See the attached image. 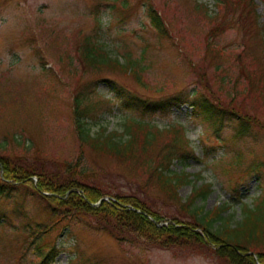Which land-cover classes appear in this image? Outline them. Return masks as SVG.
Returning <instances> with one entry per match:
<instances>
[{
	"label": "rangeland",
	"instance_id": "rangeland-1",
	"mask_svg": "<svg viewBox=\"0 0 264 264\" xmlns=\"http://www.w3.org/2000/svg\"><path fill=\"white\" fill-rule=\"evenodd\" d=\"M255 4L252 15L245 1L235 0H129L127 6L124 0H0L5 158L15 165L38 164L52 176L59 167L76 166L85 183L142 202L164 218V225L174 218L195 222V207L205 212L224 207L216 227H235L244 217L242 204L253 207L264 191V0ZM150 5L165 20L168 36L157 35ZM88 36L110 58L123 63L130 57L140 64L128 70L89 65L81 56ZM115 87L156 109L124 107ZM197 94L240 114L252 134L238 135L235 120L220 128L206 120L192 107ZM76 98L92 105L86 117L94 134L106 129L126 138V125L143 121L160 135L135 162L99 153L78 137ZM173 128L185 134L198 156L173 165L183 177L174 196L142 167L146 157L162 155ZM138 138L141 146L143 135ZM205 185H211L208 197L185 209L193 190ZM24 186L16 185L22 214L15 211L14 197H0L9 219L0 223V264H38L36 243L24 242L22 226L48 228L58 218L35 211L36 195ZM72 217L42 235L45 252L57 247L49 264H74L78 258L86 264H222L216 246H198L193 236H153L113 220L125 237L120 242L79 212Z\"/></svg>",
	"mask_w": 264,
	"mask_h": 264
},
{
	"label": "trees",
	"instance_id": "trees-1",
	"mask_svg": "<svg viewBox=\"0 0 264 264\" xmlns=\"http://www.w3.org/2000/svg\"><path fill=\"white\" fill-rule=\"evenodd\" d=\"M235 1H245L251 8L252 15H255L256 0ZM128 3L129 0H124V6H127ZM148 16L159 37L169 35L166 22L151 5L148 6ZM81 56L89 65L99 68L117 64L122 69L128 70L140 64V61L132 60L130 57L126 63H121L119 59L110 58L99 43L93 41L89 36L85 39ZM136 72L140 75L139 71ZM115 90L129 109L144 112L156 109L155 105L146 104L145 101L129 94V92H123L117 88ZM192 105L206 120L218 128L222 126L225 120L230 119L238 122V135L252 134L250 125L242 119L240 114L235 115L233 111H228L205 95L197 94L192 100ZM75 106V123L80 141L99 153L119 159H133L135 162L146 153V149L153 146L160 135L159 130H152L143 121L127 124L126 138H123L124 135L119 138L118 132L106 129L94 134L88 128L89 122L88 117H86L92 105L85 102L84 99L76 98ZM241 113L244 116L242 111ZM170 132L172 140L161 149L162 155L155 160L146 157L142 167L146 165L151 176L158 180L162 191L174 196L177 195L176 192L182 185L183 177L180 173L175 172L172 168L173 165L176 162L185 163L196 159L197 156L190 145V140L184 133L174 128ZM139 134H142L144 139L141 146H139ZM5 151L6 147L0 144V171H2V175L0 172V197L4 199L14 197L16 199L15 211L22 214L23 198L19 197L21 189L16 185H25V188L36 195L35 211L38 210L47 213L48 216L50 214L53 217H58L55 223L48 228L39 223L33 227H29L31 226L30 223L22 226L20 233L24 236V242L36 243L35 252L39 258L38 264H49L57 254L56 246L48 247L47 252H45L42 235L46 234L55 224L64 220H71L73 212H79L81 216L90 218L96 229L107 232L120 242H124L125 237H122L124 235L121 230L112 224L113 220L123 225H129L139 232H149L153 236L155 233H167L177 239L193 236L200 241L197 243L198 246L199 244L216 246L218 248V260L222 264H264V249L261 247L264 246V191L256 199L257 203L253 207L246 202L242 204L244 217L235 227H225L224 229L216 227L217 220L223 218L224 207H217L211 212H205L203 207H195L196 213L193 214L196 218L195 222L174 218L175 223L159 226L158 223H162L164 218L158 212L152 211L142 202L138 203L129 197L114 195L111 191L92 186L88 182L85 183L84 173L78 170L76 166H66L64 169L59 167L56 175L52 176L45 167H40L38 164H34V166L10 164V160L4 156ZM240 158L238 156L236 160L240 161ZM35 176L38 178L37 182L34 180ZM210 186L195 188L190 199L184 204L185 209L192 208L199 197L206 199L211 192ZM105 196L114 197L115 200H101ZM6 219L9 221L6 211L0 209V223H5ZM195 227L202 228L204 233L197 232ZM252 244L256 248L251 247ZM73 263L86 264L82 258H78L77 261L74 260ZM96 263L98 264L97 261Z\"/></svg>",
	"mask_w": 264,
	"mask_h": 264
}]
</instances>
